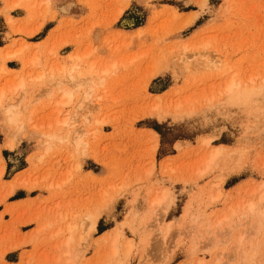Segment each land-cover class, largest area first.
<instances>
[{
  "label": "rangeland",
  "instance_id": "374dc122",
  "mask_svg": "<svg viewBox=\"0 0 264 264\" xmlns=\"http://www.w3.org/2000/svg\"><path fill=\"white\" fill-rule=\"evenodd\" d=\"M0 42L2 105L27 124L0 104V203L29 197L0 214V264H234L240 236L264 264V214L241 212L264 193V0H0Z\"/></svg>",
  "mask_w": 264,
  "mask_h": 264
},
{
  "label": "bare ground",
  "instance_id": "6f19581e",
  "mask_svg": "<svg viewBox=\"0 0 264 264\" xmlns=\"http://www.w3.org/2000/svg\"><path fill=\"white\" fill-rule=\"evenodd\" d=\"M91 65L94 67L95 63L93 62V63H91ZM61 70H63V68H61ZM0 72H7V68L3 67L2 69H0ZM69 76H70L71 80H74L75 77H74V75L72 73H69ZM93 83H95V81L92 80V79H90L89 81L86 82V85H87L86 89L87 90H85V92H84L85 98H89L92 95ZM57 85L60 88L61 92L63 93L61 95L62 96L61 99L58 101V104L65 105V104L71 103V101L73 100V97L75 95L74 94V90L73 89L63 88L61 81H59ZM84 85H85V83H83L81 80H77V79L74 80V87L75 88H80V87H82ZM236 85L237 84L234 81H231L226 86V91L228 93H230V95H231V96H229L230 99L241 98V97L247 95L249 92L253 91V89L250 88V87H247V88H244V89H242V88L238 89ZM23 87H24V81L20 80L19 84H17L16 88H14V89L18 90V89L23 88ZM236 89H238L237 92H235ZM4 98H5L4 92L2 91V93L0 94V104L1 105L3 104ZM21 101H22V99H19L17 102H11V103H8L7 105H2L1 106L4 114L6 115L7 120L9 122H11L12 124L16 125L17 129L19 131H21V129H23V128H25L27 126L26 121H23L20 118V115H21V112H20L21 111L20 110ZM79 106H81V105H79ZM262 110H264V109H262ZM256 112H257V110H256ZM61 124L64 125V126H67V125H69V120L68 119H64V120L61 121ZM83 135H84L83 132H80L79 130L74 129V130L69 131L65 138L62 137L63 135L61 134V132L53 133L51 136L52 137L56 136V137H59V138L67 139V140H69L70 142L73 143L74 148L76 150H79L82 146H85V143L83 141ZM155 136H158V134L155 133ZM212 140H213V137H206V138L203 139V143L205 145H207V146H210ZM15 145H16V137H15V135H11V140H10L9 146L11 148H13V147H15ZM179 146L180 145L178 143L177 144V148H179ZM224 153H225V151L223 149V146L216 147V149H214L213 152H212L211 159L214 160L216 157H220V156L222 157L224 155ZM223 181H224V179L221 177L219 181L215 182L214 186L215 187H219ZM220 196H221L220 194L212 196L210 198V202L209 203L210 204L216 203L219 200ZM166 198H167V193L165 194V196L163 198V201ZM259 198L260 199H258V201H255V200L250 201L245 206V211L244 210L241 211V212H243L244 216L246 215V216L249 217V219H252V221H254V223L256 225H259V224L262 223L264 209L261 208V202L264 200V193ZM157 200L158 199L154 198L152 200V203H155ZM168 206L169 205H167L166 208L164 206V208H163L164 211L168 208ZM238 207H242V204L238 203ZM230 210H232L233 213H237V211L235 209H233V208H231ZM89 217H90V229L91 230H95L97 219H96L95 216H89ZM73 228H75V227L73 225H70V226H68L67 229L70 231ZM67 229H65V230H67ZM120 238H121V235L119 233L115 234L114 242H117ZM244 239L245 238L243 236L237 237L236 244H237L238 250H237V254H235L236 261H235L234 264H247V262H248L247 261V257L249 255V252L243 251L240 248ZM69 240H70V238H69ZM67 243H69V241H67ZM129 243H131V240L129 241ZM67 252L69 253L70 251H67ZM64 254H65V252H64ZM192 257H188V259L184 260V262H182V263L183 264H190L194 260ZM197 264H205V263H204L203 259H199ZM215 264H221V258L220 257H217L215 259Z\"/></svg>",
  "mask_w": 264,
  "mask_h": 264
},
{
  "label": "crops",
  "instance_id": "0c3cea01",
  "mask_svg": "<svg viewBox=\"0 0 264 264\" xmlns=\"http://www.w3.org/2000/svg\"><path fill=\"white\" fill-rule=\"evenodd\" d=\"M192 11H194L193 9L192 10H189L188 12H192ZM16 18H18V17H24V15H21V16H16V15H14ZM48 38V36L46 35V36H44L42 39H40V40H29L30 42H33V43H36V42H44L46 39ZM11 42V41H10ZM10 42H7V43H10ZM6 43V44H7ZM1 144V143H0ZM18 171H20V170H16L15 172H14V174H12L9 178H3V181L5 180V181H11L12 179H13V177H14V175L16 174V172H18ZM6 184V183H5ZM5 186V185H4ZM7 186V185H6ZM21 189H16L13 193H11L10 195H8V197L6 198V200L4 201V202H2V203H0V214H1V216H2V220H3V215H9L10 216V218H11V220H12V213L11 212H9L7 209H8V206H14L15 204H17V203H19L20 201H22V200H26L27 198H29L28 197V194L26 195L25 194V192H23V191H20ZM19 191V192H18ZM16 193H23V195L22 196H16ZM9 213H11V215L9 214ZM10 220V221H11ZM9 221V222H10ZM5 224L6 223H8V222H5V221H3ZM33 225V224H32ZM22 227V226H21ZM35 227V225H33V226H31V228L28 230V229H26V231L25 232H28V231H30L32 228H34ZM24 247H28V246H24ZM30 247V246H29ZM23 247H21V249H22ZM31 248V247H30ZM12 249H9L8 251H7V253L9 254V253H11V252H14V251H11ZM16 250H19V249H16ZM15 250V251H16ZM10 251V252H9ZM20 253V252H19ZM7 254V255H8ZM6 255V256H7ZM21 255V254H20ZM8 262H10V263H13V264H19V262H20V256H19V259H18V256H16V259L15 260H11V261H8Z\"/></svg>",
  "mask_w": 264,
  "mask_h": 264
},
{
  "label": "trees",
  "instance_id": "16d2710c",
  "mask_svg": "<svg viewBox=\"0 0 264 264\" xmlns=\"http://www.w3.org/2000/svg\"><path fill=\"white\" fill-rule=\"evenodd\" d=\"M140 25V24H139ZM136 26H138V25H136ZM1 44H2V42H0ZM105 230V229H104ZM104 230H102V231H99V232H103Z\"/></svg>",
  "mask_w": 264,
  "mask_h": 264
}]
</instances>
